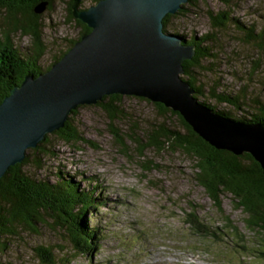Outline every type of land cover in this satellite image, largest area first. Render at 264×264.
I'll list each match as a JSON object with an SVG mask.
<instances>
[{"label": "rangeland", "instance_id": "1", "mask_svg": "<svg viewBox=\"0 0 264 264\" xmlns=\"http://www.w3.org/2000/svg\"><path fill=\"white\" fill-rule=\"evenodd\" d=\"M93 2L80 0L78 7L86 8ZM68 3L69 0H55L50 8L40 12L45 47L40 58L42 66L50 64L54 56L67 49L70 41L79 37L81 25L68 16ZM183 5L185 10L181 14H172L169 33L200 36L212 30L209 36L212 58L200 60L201 68L193 70L203 92L198 100L216 109L229 110L232 117L247 115L244 108L233 109L217 103L209 92L234 93L245 89L249 98L264 97L261 83L264 48L243 41L240 37L244 38V34L232 24L223 30H213L208 13L227 11L257 32L264 29V0H227V5L221 0H195L194 5L188 2ZM4 12L1 8L3 25L12 21L7 15L4 18ZM10 38L21 53L31 47L29 36L19 30L12 28ZM183 75L182 72L180 76ZM120 107L134 119L138 131L169 117L172 127L184 132L175 116L160 117L149 100L124 96ZM69 117L71 126L84 141L68 144L53 132L48 133V143L37 156L38 163L36 156L31 157L25 170L50 179L58 171L67 172L80 186L95 189L101 205L96 204L88 222L90 226L103 228L102 239L91 258L78 256L70 264H264V259L257 256L261 236L245 227V215L232 207L230 195H223L220 209L215 208L195 181L193 160L186 154L175 150L157 154L149 149L145 159L154 163L155 168L144 172L132 144L129 156L116 146L108 128L109 119L99 106H78ZM111 124L121 132L128 126L126 120ZM189 206L210 229V234L199 233L185 223ZM225 219L234 226L232 231ZM57 237L43 226L35 233L23 229L0 258V264H35L31 247L56 244Z\"/></svg>", "mask_w": 264, "mask_h": 264}, {"label": "trees", "instance_id": "2", "mask_svg": "<svg viewBox=\"0 0 264 264\" xmlns=\"http://www.w3.org/2000/svg\"><path fill=\"white\" fill-rule=\"evenodd\" d=\"M54 1L0 0V9L5 11L4 18L7 15L6 18L12 19L5 25L0 24V103L9 91L23 82L26 76L36 77L48 70L71 47V44L90 31L85 24L76 20L81 25L79 37L70 41L67 49L60 55L54 56L50 64L42 66L40 58L44 54L45 47L41 38L40 13L36 9H39L38 6L41 3H46V8H50ZM97 1L94 0L93 3ZM194 1L187 0L193 5ZM221 1L227 5V0ZM79 9L85 8L79 7ZM67 10L70 19L73 18L71 0H69ZM184 10V5H181V8L174 13L175 16ZM172 16L174 15L167 14L163 18L165 33H169L167 27ZM208 16L213 30H223L232 24L244 34V38L240 37L243 41L254 42L258 48H264L263 28L256 32L255 28L235 20L227 11L210 12ZM12 28L29 36L31 47L28 52L21 53L13 45L10 38ZM211 33L212 30L200 36L170 33L181 37L182 44L194 48L192 59L182 64L184 75L181 79L194 91L193 96L196 101L211 112L233 122L257 124L264 128V97L249 98L245 95V89H237L234 93L209 92V96L219 104H228L233 109L244 108L247 115L239 117H232L229 110L216 109L198 100V95L200 96L203 92L193 70L201 68L200 60L212 58L210 50L212 39L209 37ZM261 83L264 90V75ZM123 97L124 95L112 94L102 97L95 104L109 119V131L122 153L129 156V147L132 144L140 168L144 172L155 168L154 163L145 159V152L149 149L157 154L165 150L168 152L175 150L186 154L193 160L195 181L203 188L215 208L220 209L223 195H230L232 207L239 209L245 215L243 219L245 227L250 232L261 236V247L257 251V256L264 259V174L260 164L248 153L234 155L229 151L214 148L201 139L177 112L160 103L152 102L159 116L168 114L175 116L184 132L181 133L172 127L169 117L158 124L153 122L145 131L139 130V132L137 125L133 124L134 119H131L129 113L120 107ZM76 109L70 114H75ZM119 120L128 122V126L122 132L111 124ZM53 135L68 144H78L84 141V138L78 135L71 126L70 117L62 128L53 131ZM47 143L48 135L46 134L35 148L27 151L23 161L10 166L0 178V258L13 240L18 239L23 229L35 233L40 226L57 234L59 240L56 244L32 246L31 251L35 264H70L78 256L91 258L99 247L98 242L102 239L103 228L100 225L90 226L88 222L92 210L97 205H101L97 194H94L95 189L80 186L79 181L67 172L58 171L50 179L46 176L36 177L25 170L27 166H30L31 157L36 156L35 163H38L37 156L43 153L44 145ZM188 208L185 223L199 233L210 234V229L198 220L194 209L191 206ZM229 223L231 222L225 219V224L232 231L234 226Z\"/></svg>", "mask_w": 264, "mask_h": 264}, {"label": "water", "instance_id": "3", "mask_svg": "<svg viewBox=\"0 0 264 264\" xmlns=\"http://www.w3.org/2000/svg\"><path fill=\"white\" fill-rule=\"evenodd\" d=\"M79 1L71 0L72 17L90 31L48 70L26 76L0 103V178L46 134L62 128L78 106L112 94L162 104L214 148L250 154L264 174V128L211 112L181 79L182 64L194 50L165 33L162 21L187 0H98L85 9ZM38 7L40 13L46 3Z\"/></svg>", "mask_w": 264, "mask_h": 264}, {"label": "bare ground", "instance_id": "4", "mask_svg": "<svg viewBox=\"0 0 264 264\" xmlns=\"http://www.w3.org/2000/svg\"><path fill=\"white\" fill-rule=\"evenodd\" d=\"M182 44V43H181ZM184 45V44H183ZM185 46H188V45H185ZM192 47V46H191ZM193 48V47H192ZM193 50H194V48H193Z\"/></svg>", "mask_w": 264, "mask_h": 264}]
</instances>
